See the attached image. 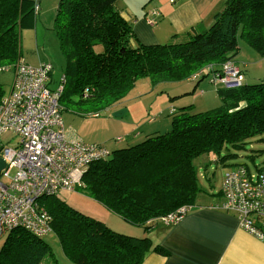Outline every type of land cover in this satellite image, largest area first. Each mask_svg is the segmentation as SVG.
<instances>
[{
    "label": "trees",
    "instance_id": "16d2710c",
    "mask_svg": "<svg viewBox=\"0 0 264 264\" xmlns=\"http://www.w3.org/2000/svg\"><path fill=\"white\" fill-rule=\"evenodd\" d=\"M117 1L59 0L55 31L68 61L66 81L72 84L71 94L65 86L60 102L77 94L79 103L99 114L120 103L140 78L158 83L191 78L201 69L203 77L221 72L219 66L235 63L240 37L264 55V0H227L206 31L164 44L139 42ZM40 7L33 0H0V69L21 60V21L25 11ZM219 91L221 106L204 113L174 112L170 131L93 161L78 184L111 211L146 229L161 216L194 206L202 191L197 159L207 155L209 161L227 165L264 133V79L245 83L244 78L242 85ZM4 94L0 83V104ZM223 188L224 182L220 196ZM39 203L51 215L52 231L74 264H142L149 251L165 252L149 236L115 231L55 194L42 196ZM50 254L55 256L44 237L16 227L0 247V264H41Z\"/></svg>",
    "mask_w": 264,
    "mask_h": 264
},
{
    "label": "rangeland",
    "instance_id": "374dc122",
    "mask_svg": "<svg viewBox=\"0 0 264 264\" xmlns=\"http://www.w3.org/2000/svg\"><path fill=\"white\" fill-rule=\"evenodd\" d=\"M151 2L152 0H118L117 6L129 9L135 16L137 12L142 11L141 14H143L147 7H150ZM58 3L59 0H46L41 4L39 11L34 13L25 11L20 24L21 59L34 67L42 63H51L53 70L50 72L49 87L58 88L64 78L65 91L71 94V81L68 77L66 81L65 77L68 71V61L61 51L55 31ZM146 13L147 11L144 15ZM242 30L240 29V32ZM138 40L146 44L139 38ZM239 46L240 49L234 58L245 73V83H254L264 79V55H261L244 37L239 38ZM97 50L102 51V46H99ZM204 71L205 69L198 71L202 74L201 77L194 74L191 78L179 81L154 83L149 77L140 78L120 100V103H114L98 111L99 114H96L95 108L89 104L79 103L80 99L77 94H72L71 100L64 98L60 102L59 99L63 106L62 117L65 127H70L72 132L78 135L77 137H82L84 142L88 141L86 143L103 141L101 144H107L111 152L135 145L150 135L168 132L172 129L174 112L186 110L192 113H204L223 104L220 87L212 82L211 75L203 77ZM13 78L14 67L0 69V83L5 90L3 98L10 92ZM132 127L139 131L137 134H141L140 138L133 139L136 132H127ZM9 136H13V133H9ZM17 139L7 144L14 145ZM117 142L120 143L117 148L111 147V144H117ZM206 161L210 163L204 164ZM196 164L202 191L195 205L217 202L220 198L224 176L228 170L242 166L255 173L264 167V133L252 138L247 148L239 151L235 158L229 159L227 165L209 161L207 155L199 157ZM55 195L82 213L104 222L113 230L133 236L127 232L128 228H134L132 223L92 197L80 184L75 183L73 189L61 190ZM141 229L143 233L146 230L142 225ZM4 239L5 237L0 239V247ZM44 239L51 245L55 257L59 259V264H74L66 255L67 258L64 257L61 243L54 231L44 236ZM44 260H49L50 263L53 261L49 259V255H46L42 261Z\"/></svg>",
    "mask_w": 264,
    "mask_h": 264
},
{
    "label": "built area",
    "instance_id": "2783aa9c",
    "mask_svg": "<svg viewBox=\"0 0 264 264\" xmlns=\"http://www.w3.org/2000/svg\"><path fill=\"white\" fill-rule=\"evenodd\" d=\"M52 70L51 63L34 67L21 59L14 66L10 92L0 104V157L6 163L0 175V239L16 227L40 237L52 232L51 215L39 199L73 189L93 161L111 153L106 144L68 136L59 102L64 78L51 89ZM244 74L236 63L228 62L215 73V80L228 88L238 87ZM15 138L14 145L7 144ZM222 200L242 227L264 242V167L255 173L242 166L227 172ZM190 209L183 206L159 220L177 224ZM253 214L258 217L252 218Z\"/></svg>",
    "mask_w": 264,
    "mask_h": 264
},
{
    "label": "crops",
    "instance_id": "0c3cea01",
    "mask_svg": "<svg viewBox=\"0 0 264 264\" xmlns=\"http://www.w3.org/2000/svg\"><path fill=\"white\" fill-rule=\"evenodd\" d=\"M33 1L42 4L46 0ZM226 1L152 0L150 7L144 11H147L145 15L141 11L134 16L127 8L123 15L131 22L135 35L146 44L182 42L211 27L216 14L224 9ZM219 67L223 69V65ZM207 75L212 76L210 79L217 87L225 88L220 85L222 82L215 80V73ZM66 131L72 139H83L77 137L70 127ZM130 131L136 132L133 139L140 138L141 134H137L139 131L136 128L132 127L127 132ZM118 144H111V147L117 148ZM222 202L220 196L217 202L192 206L177 224L167 225L157 219L151 222L144 233L141 226L128 228L127 232L132 235L149 236L154 245L165 249L164 253L149 251L142 264H264V242L242 227L239 217L226 210ZM49 259H53L52 263L44 260L41 264H57L55 259L59 264V259L51 254Z\"/></svg>",
    "mask_w": 264,
    "mask_h": 264
},
{
    "label": "water",
    "instance_id": "95a60500",
    "mask_svg": "<svg viewBox=\"0 0 264 264\" xmlns=\"http://www.w3.org/2000/svg\"><path fill=\"white\" fill-rule=\"evenodd\" d=\"M6 166L5 160L3 158L0 157V171L2 168H4Z\"/></svg>",
    "mask_w": 264,
    "mask_h": 264
},
{
    "label": "bare ground",
    "instance_id": "6f19581e",
    "mask_svg": "<svg viewBox=\"0 0 264 264\" xmlns=\"http://www.w3.org/2000/svg\"><path fill=\"white\" fill-rule=\"evenodd\" d=\"M42 238V237H41Z\"/></svg>",
    "mask_w": 264,
    "mask_h": 264
}]
</instances>
